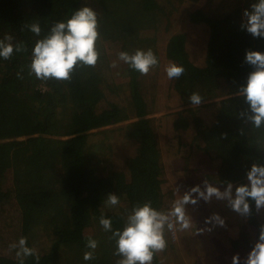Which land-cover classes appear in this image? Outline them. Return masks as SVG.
Wrapping results in <instances>:
<instances>
[{
	"label": "trees",
	"instance_id": "trees-1",
	"mask_svg": "<svg viewBox=\"0 0 264 264\" xmlns=\"http://www.w3.org/2000/svg\"><path fill=\"white\" fill-rule=\"evenodd\" d=\"M253 2L238 0L228 9L198 8L190 13L189 20L208 31L201 56H191L188 36L181 31L171 35L164 48L167 58L185 69L180 78L170 81L184 106L173 126L177 132L189 133L191 143L218 162L213 173L203 175V181L221 188L218 182L247 183L251 165H264V128L255 129L239 118L247 105L236 95L253 70L245 63L246 51L264 53V39L253 38L241 28L243 12ZM83 7L98 14L97 65L77 67L71 82H42L29 75L36 41L54 22L66 21ZM172 22L171 10L160 0H0V39L12 35L14 44L23 42L27 48L10 60L0 58V170H12L20 237L38 250L40 264H116L120 259L114 255L116 243L100 225L101 215L112 220L113 230H122L137 204L151 201L158 210L168 209L163 194V151L155 118L149 116L147 89L163 47L153 50L159 64L147 75L132 70L118 55L148 50V39L141 34L170 31ZM31 23L40 24L39 37L26 27ZM112 60L124 65L129 78L126 89L108 78ZM21 68L23 79L17 78ZM121 89L123 96L118 94ZM192 93L203 97L199 106L190 104ZM206 109L212 114L210 119L203 115ZM112 127L113 131H107ZM94 130L112 138L123 135L136 145L125 167L113 164L114 146L102 142L97 145L105 154L100 159L106 163L101 171L108 165V172L103 174L98 164L93 167L97 154L88 142ZM110 194L119 197L116 207L105 203ZM250 203L252 215L233 241L237 247L243 248L246 235L252 234L245 227L258 238V226L264 224L262 210L257 213L254 202ZM40 230L48 237L46 244ZM89 237L104 248L97 247L94 259L85 261L84 253L92 251L86 247ZM175 247L172 244L171 249ZM8 248L0 242V264H18ZM166 249L154 256L152 264L163 263L161 254ZM25 264H36L35 258H25Z\"/></svg>",
	"mask_w": 264,
	"mask_h": 264
},
{
	"label": "clouds",
	"instance_id": "clouds-1",
	"mask_svg": "<svg viewBox=\"0 0 264 264\" xmlns=\"http://www.w3.org/2000/svg\"><path fill=\"white\" fill-rule=\"evenodd\" d=\"M243 30L253 38L264 39V0H255L250 9L243 12ZM37 37L41 35L39 23L26 26ZM14 37L6 34L0 39V58L10 60L14 53H23L27 48L23 42L13 43ZM100 39L98 14L90 7H83L72 13L64 22H54L49 32L38 39L32 49L29 75L47 82L56 80L71 82L72 75L77 67H95L100 59L97 42ZM118 59L126 63L132 70L147 75L150 70L159 64V60L152 49H136L133 53L120 52ZM245 63L253 69L249 72L246 84L242 85L236 95L243 98L247 108L239 113V118L245 124L255 129L264 128V53L247 50ZM116 67L115 64L112 65ZM23 68L17 73V78L23 79ZM167 78H180L185 69L175 62L169 61L165 68ZM193 106H199L203 97L198 93L189 96ZM244 135V130L240 129ZM226 135V134H225ZM247 183L239 186L229 181L218 182L213 186L209 180H204L203 187L197 185L189 191L179 195L167 210H158L152 202L135 205L127 215L122 230H113L112 220L101 215L99 223L105 232L112 233L116 243L114 255L120 257L116 264H152L154 256L167 248L166 231H172L179 226L180 231L189 230L193 219L188 214L187 206H195L200 200L210 203L213 198L226 201L227 207L241 217H250L254 202L257 213L264 210V165L254 163L246 172ZM195 196V198H193ZM105 203L110 207L120 204L119 197L110 194ZM206 224L225 226V220L214 213L205 220ZM212 229H207L211 231ZM205 231L203 229L200 230ZM86 247L92 251L84 253V260L94 259V250L98 241L89 237ZM9 252L15 251L18 264H25V258L34 257L36 264H40V255L35 247L28 246L26 237H20L18 242L12 243ZM232 264H264V224L258 226V238L251 245L246 257L241 260L239 254L232 257Z\"/></svg>",
	"mask_w": 264,
	"mask_h": 264
},
{
	"label": "rangeland",
	"instance_id": "rangeland-1",
	"mask_svg": "<svg viewBox=\"0 0 264 264\" xmlns=\"http://www.w3.org/2000/svg\"><path fill=\"white\" fill-rule=\"evenodd\" d=\"M160 2L172 12L171 30L144 31L141 37L148 39L147 49L163 47L160 55L161 62L153 70L155 71L153 77L147 81L149 86L147 89L150 103L149 116L155 118L166 169L163 194L167 199V207L170 208L172 202L179 198L176 189H179V195L182 196L192 187L197 185L203 187V175L213 173L218 162L194 146L189 133L177 132L173 126L177 112L184 106L179 95L172 90L171 80L167 78L165 68L170 60L164 48L171 35L181 31L188 36V49L191 56L193 58L201 56L207 47L208 31L203 25L192 23L189 20L190 13L198 8L211 11L228 9L238 4V0H160ZM113 64L116 67H113ZM125 72L124 65L112 60L107 75L116 87L122 85L126 89L129 78ZM118 94L123 96L124 91L121 89ZM203 115L208 119L212 117L208 109L203 111ZM114 128L107 131H113ZM100 131H92L88 142L90 148L97 154L93 160V167L95 168L98 164L97 168L101 171L106 166L104 159L100 160L105 156L104 151L97 146L100 142L113 145V164L119 168L125 167L126 159L134 154L136 145L123 135L119 138L116 134L115 138H112L109 133L104 135ZM106 169H109L108 165L105 171L101 172L107 174ZM221 190L223 191L224 188L222 187ZM13 192L12 170H0V242H6L8 245L18 242L20 238V209ZM187 210L193 219V225L189 230L181 231V234L178 226L167 232V249L161 254L162 264H232V257L239 254L243 260L257 239L256 232L253 233L251 229L245 227V231L252 233L246 235L247 244L243 248L235 246L233 241L239 238L247 219L229 209L226 201L213 198L210 203H206L200 200L195 206L189 204ZM214 213L225 220L224 227L205 223V220ZM260 217L264 222V210ZM201 229L205 231L201 232ZM207 229L212 230L207 231ZM40 232L44 237L43 244H46L45 238L48 237L43 230ZM172 244L176 246L174 249H171ZM98 247L103 251L104 245L98 243ZM10 255L14 256L15 251H11Z\"/></svg>",
	"mask_w": 264,
	"mask_h": 264
}]
</instances>
